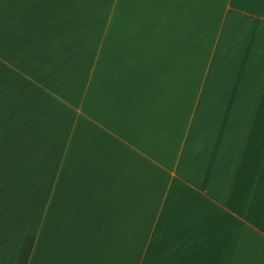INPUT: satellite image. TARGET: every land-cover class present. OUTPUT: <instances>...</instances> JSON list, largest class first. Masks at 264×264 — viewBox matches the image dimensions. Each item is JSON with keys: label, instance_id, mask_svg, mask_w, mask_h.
I'll use <instances>...</instances> for the list:
<instances>
[{"label": "crops", "instance_id": "crops-1", "mask_svg": "<svg viewBox=\"0 0 264 264\" xmlns=\"http://www.w3.org/2000/svg\"><path fill=\"white\" fill-rule=\"evenodd\" d=\"M0 264H264V0H0Z\"/></svg>", "mask_w": 264, "mask_h": 264}]
</instances>
